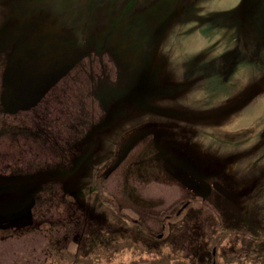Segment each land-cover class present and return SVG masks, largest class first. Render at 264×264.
Wrapping results in <instances>:
<instances>
[{
    "label": "rangeland",
    "instance_id": "374dc122",
    "mask_svg": "<svg viewBox=\"0 0 264 264\" xmlns=\"http://www.w3.org/2000/svg\"><path fill=\"white\" fill-rule=\"evenodd\" d=\"M98 178L103 201L76 196ZM223 225L242 236L213 241ZM261 229L264 0H0V264H64L53 237L107 253L114 232L169 264H248Z\"/></svg>",
    "mask_w": 264,
    "mask_h": 264
},
{
    "label": "trees",
    "instance_id": "16d2710c",
    "mask_svg": "<svg viewBox=\"0 0 264 264\" xmlns=\"http://www.w3.org/2000/svg\"><path fill=\"white\" fill-rule=\"evenodd\" d=\"M69 65H74V64H69ZM69 68H73V66H70ZM25 70L28 71L29 68L28 67L24 68V73H26ZM67 72H69V71L63 72V73H65L64 75H66ZM63 73H61V75H63ZM62 79H60L59 81H61ZM9 80L11 82L7 85L6 89L12 88V86L15 85V83H16V89H20L24 93H27V84L25 83V80H26L25 76H19V77H16L14 79L10 77ZM2 99H4V98H2ZM9 101H10L9 103L11 105H13V106L16 105V103L14 102L15 101L14 99H10ZM18 106L22 107L19 104H18ZM9 112H12L11 108H10ZM145 126L146 125H142L139 128H144ZM14 128L15 129H13L11 131H14V130H16V132L25 131L23 129V127H21L19 125H16ZM131 131H133V130H131ZM127 132L129 133V131H127ZM140 161H141V164L144 165V163L146 162V158L142 157L140 159ZM99 178L97 181L98 187L95 184V188H94V186H93V188H91L89 183H85L77 191V193L75 192L76 196L78 197V195L79 196L82 195L86 199H88L93 195V196L97 197L100 201H103L104 199L102 196H103L104 192L103 193L100 192V189H99V184L103 181L99 182ZM84 185H86V186H84ZM83 186L85 188H83ZM63 226H64V223L62 225L60 223L58 225L55 224L51 227V230L55 231L56 229L61 228ZM226 227H227L226 225L225 226L223 225V227H221L217 230L216 235H215V239H213V241L216 240L217 243L218 242L223 243L222 241L224 240V238H233L234 236H239V237L242 236V233H240L239 231L236 232L235 229L230 228V227L226 228ZM35 230H36L35 228L26 229V231H28V232H33ZM108 236H112L117 241V244L114 247L112 246L111 250H109L107 253L96 251L94 254H85L79 250V252H76L75 254H73V253H69V254L64 253L63 254L60 240L58 238H55V237H53V239H52L53 244H52L51 250L53 251V253H54L53 255L56 256L58 261H62V262H64V264H103V263L113 264V263H115L114 259L116 258V256L134 257V259H132L130 257L131 258L130 261H128V260L127 261H120V263H118V264H142V263L169 264L168 263L169 258L166 257L165 253H163L161 251V249L158 247L143 244V243L139 242L138 240H133V239L129 238L128 236L120 235L118 232L111 233L110 235L106 234V237H108ZM251 237L254 238L253 236H251ZM255 237H256L255 240H258L259 243L263 244V247H264V229H261L259 231V234L256 235ZM96 246L98 247L99 244H96ZM248 256H249V258H248L246 263H248V264H258V263L264 264V257H261L260 255H255V254L248 255ZM148 258H150V259H148ZM213 258H214V256L212 254L211 259H210V261L212 260L211 264H213ZM178 264H184V263H178Z\"/></svg>",
    "mask_w": 264,
    "mask_h": 264
},
{
    "label": "water",
    "instance_id": "95a60500",
    "mask_svg": "<svg viewBox=\"0 0 264 264\" xmlns=\"http://www.w3.org/2000/svg\"><path fill=\"white\" fill-rule=\"evenodd\" d=\"M213 255L215 256L216 255V249L213 250ZM173 264H178V263H173ZM215 264V262H214Z\"/></svg>",
    "mask_w": 264,
    "mask_h": 264
},
{
    "label": "flooded vegetation",
    "instance_id": "af4514ba",
    "mask_svg": "<svg viewBox=\"0 0 264 264\" xmlns=\"http://www.w3.org/2000/svg\"><path fill=\"white\" fill-rule=\"evenodd\" d=\"M213 256H214V255H213ZM215 256H216V255H215ZM215 256H214V257H215ZM214 262H215V261H213V264H214ZM215 264H216V262H215Z\"/></svg>",
    "mask_w": 264,
    "mask_h": 264
}]
</instances>
